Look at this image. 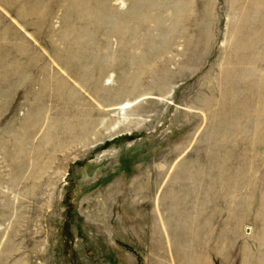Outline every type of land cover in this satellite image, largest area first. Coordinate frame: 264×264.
Listing matches in <instances>:
<instances>
[{
    "label": "rangeland",
    "instance_id": "374dc122",
    "mask_svg": "<svg viewBox=\"0 0 264 264\" xmlns=\"http://www.w3.org/2000/svg\"><path fill=\"white\" fill-rule=\"evenodd\" d=\"M0 264H264V0H0Z\"/></svg>",
    "mask_w": 264,
    "mask_h": 264
},
{
    "label": "bare ground",
    "instance_id": "6f19581e",
    "mask_svg": "<svg viewBox=\"0 0 264 264\" xmlns=\"http://www.w3.org/2000/svg\"><path fill=\"white\" fill-rule=\"evenodd\" d=\"M126 106H124L123 108H125Z\"/></svg>",
    "mask_w": 264,
    "mask_h": 264
}]
</instances>
